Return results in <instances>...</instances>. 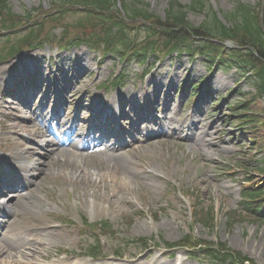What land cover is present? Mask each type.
Returning a JSON list of instances; mask_svg holds the SVG:
<instances>
[{
  "label": "rangeland",
  "instance_id": "374dc122",
  "mask_svg": "<svg viewBox=\"0 0 264 264\" xmlns=\"http://www.w3.org/2000/svg\"><path fill=\"white\" fill-rule=\"evenodd\" d=\"M139 1L147 4L153 14L165 18L172 0ZM177 1L189 5L199 0ZM206 1V6L217 11L223 20L222 15L231 12L237 2L256 6L260 0ZM52 2L9 0L17 14L40 6L49 9ZM189 19L199 26L206 15L189 13ZM81 53L83 61L90 67L84 81L72 91L70 84H64L62 75L71 81L79 77L73 72L79 62L73 58ZM34 55L43 56V60L20 67V61L25 63ZM65 58L68 66L62 62ZM39 67L47 68L44 80L34 77ZM221 67L215 69L206 58L188 52L161 61L153 55L148 56L145 64L136 60L122 63L118 55L101 57L87 46L60 52L52 45H44L43 50L25 53L0 64V70L9 71L4 82L0 83V173L10 170V154L19 151L16 146H10L20 140L31 144L26 147L28 151L19 164L34 170L30 175L21 174L14 178L16 183L23 185L28 179L32 181L21 192L25 197L18 199L19 192L11 189L7 195H0V203L12 200L14 209L23 210V218L41 226L50 225L61 232L62 241L45 245L42 250L43 255L51 254L46 264L77 257L91 260L87 257L88 246H98V243L100 261L108 258L117 263L150 264L157 257L155 264H173L177 258L184 260L185 264H217L203 258L192 259L187 250L166 249V242H180L189 234L205 241L226 243L256 264H264V220H244L232 225L228 219L232 211L241 208L240 185L245 176L236 175L239 174L237 168L251 158L252 169H257V180L248 186L256 188L263 179L264 152H257L254 156L247 137L231 124L228 117L232 105L244 102L245 95L256 90L246 73ZM14 70L21 72L18 78L13 76ZM115 79L123 86L110 92L105 85ZM150 81L164 83L166 91L162 92V99L149 95ZM202 82H205L203 88L209 96L194 101L190 89ZM37 85L39 89L30 98L24 88L30 92ZM121 97H127L129 102L121 110V116L141 121L134 132L121 131V125L128 130L134 120L124 123L121 117H117L115 128L120 136L119 142L112 143L109 139L100 143L95 138L90 142L91 151L64 147V152L54 154L47 161L46 145L50 138H46L39 140L42 150L35 157V140L41 132L46 133V128L64 133L74 126L77 137L73 146H84L86 135L95 123L98 124L96 113L106 110L112 115L110 102L114 101L119 108ZM8 113H14L17 119L10 118ZM57 117L61 122L69 123L68 128L59 129L58 122L54 121ZM158 121L162 122V127L155 126ZM31 126H35L38 132ZM9 127H13L17 134H13ZM172 127L176 128L177 134L173 133ZM164 129L167 135L160 138ZM193 133L199 139L196 144L187 138ZM207 140H213L218 149L207 145ZM2 178L0 175V181ZM18 202L19 206L13 205ZM195 207L215 209L213 229L202 224L193 227ZM155 213L159 214L154 220L151 214L154 216ZM62 216L73 223H57ZM85 218L91 223L108 222L111 230L105 231V236L95 235L82 228ZM31 230L40 231L36 226ZM2 237L0 232V239ZM150 237L157 241L152 251H145L141 242H130ZM26 241L29 242V238Z\"/></svg>",
  "mask_w": 264,
  "mask_h": 264
},
{
  "label": "trees",
  "instance_id": "16d2710c",
  "mask_svg": "<svg viewBox=\"0 0 264 264\" xmlns=\"http://www.w3.org/2000/svg\"><path fill=\"white\" fill-rule=\"evenodd\" d=\"M59 1L49 10L41 9L43 11L35 17L26 14L24 19L10 10L8 0H0V30L3 32L0 41L5 38L0 61L35 44L55 40L52 33L59 28L64 29L62 42L69 46L85 44L95 50H107L122 56L128 54L131 58L149 50L160 54L191 51L206 56L212 62L217 61L218 65L249 71L248 78L253 81L256 94L245 95L243 103L231 106L228 116L247 137L251 153L256 156V152H264V0L255 7L237 3L231 12L223 15L227 24L217 12L207 8L205 0L189 5L173 0L165 18L153 14L147 4L138 0ZM189 13H204L206 19L196 26L190 21ZM245 164L250 167L249 161ZM254 180L255 177L250 175L246 182ZM242 195V210L229 215L230 223L262 222L264 184L256 189L243 186ZM195 222L208 229L214 228V209H199ZM166 244L170 249L187 248L221 264H256L226 243L187 236L180 242Z\"/></svg>",
  "mask_w": 264,
  "mask_h": 264
},
{
  "label": "bare ground",
  "instance_id": "6f19581e",
  "mask_svg": "<svg viewBox=\"0 0 264 264\" xmlns=\"http://www.w3.org/2000/svg\"><path fill=\"white\" fill-rule=\"evenodd\" d=\"M82 53L79 56H76L73 58V60L79 62V67L74 68L73 72L74 74H78L79 77L75 78V80H66L67 77L65 75H62L64 77V84L68 85L70 84L72 87V91L75 90V88L80 85L84 79L85 76L88 74L89 70V64L85 61H83L81 57ZM69 59V58H68ZM43 60V56L41 55H34L27 59L25 63H21L20 61V67L24 68L27 63H34V62H40ZM64 65L68 66V63L66 62V58L62 61ZM46 67H39L35 73L36 78H40L44 80L46 78ZM60 70H58V73ZM21 72L14 70L13 76H19ZM61 74V73H60ZM9 75V71L7 69L0 70V83L4 82L5 77ZM17 76V78H18ZM39 85L36 86L34 91L28 92L27 88H24V91L29 97L31 98L34 93L37 92L39 89ZM169 86H172L170 84ZM148 88L150 89L151 96L154 94V97H158L162 99V92H165V86L164 83L161 82H155L150 81L148 82ZM17 95V94H16ZM24 99V98H23ZM129 105V102L127 101V97H121V105L119 108H116V104L114 101L110 102V108L112 110V116H106L104 117L103 121H100V125L95 123L92 127V131L86 135V144L83 145H76L75 148L79 150H88L91 151L93 148L90 146V142L92 139L96 138V134L99 132L100 136H98V141H106L108 138H112V140H120L119 133L115 131V124H116V118L120 115L121 116V110L125 106ZM106 114V113H105ZM8 116L12 119H17V116L14 113H8ZM124 123L128 120H134L132 126L127 130L126 128H123L124 131L134 132L135 128H139L141 125V121H136L133 117L125 118L122 117ZM54 121H59L58 126L60 128L69 126V123H63L60 122L59 118H56ZM110 126V127H109ZM155 126L162 127V122L158 121L155 123ZM193 128V127H190ZM9 130L12 131L13 134H17L15 129L13 127H9ZM31 129H35L36 132H38L37 128L35 126H31ZM153 129V127L151 128ZM172 130H174L173 133L177 134L176 128L172 127ZM195 130V129H194ZM167 135L165 129L164 132L160 133V138L165 137ZM76 130L74 126H70L64 133H60L59 131L55 130H46L45 132H41V134L38 135L36 142V147L33 148V152L35 154V157H37V153H40L42 150V144L38 142L39 140H43L46 138H50V141L46 145V156L45 158L47 161L51 160L54 154L58 152H64L65 149L63 147H69L72 146L75 142ZM66 139V142L63 143L61 139ZM191 140L193 144H196L198 139V136L193 133L187 137ZM33 140V139H32ZM97 141V142H98ZM152 140L150 139L149 142ZM28 144H31L29 141H18L11 143L10 148H13V146H16L19 148V151L14 155L13 153L10 154V158L12 161L10 162V170L8 174V180L0 181V195H5L3 193L9 192L11 188L17 190L19 192V195H17V198L25 197L22 195L21 192L25 191L30 184H32V181L28 179L24 185H16L14 178L17 175L21 174H31L33 172V169H30L29 167H23L19 164V161L22 160L24 155H26V152L28 151L26 147H29ZM206 144L211 146L212 148L218 149V145L213 143V140H207ZM117 150H120L117 149ZM24 153V154H23ZM12 165V166H11ZM5 175V173L1 172V176ZM4 189L3 192H1ZM11 191V190H10ZM14 206H19V202L16 204H13ZM23 210L20 209H14L12 207V200H10L6 204L0 203V216H1V223H0V232L3 235V237L0 239V264H46L45 262L49 261L51 258V254L47 253V255L42 254V250L44 249L45 245L51 246L57 241H62V234L59 230L52 228L50 225H38L29 218H23L22 217ZM32 226L39 227L40 231L37 230H31ZM33 237V238H31ZM6 238V239H5ZM29 238V242L26 241V239ZM157 258V257H156ZM154 258L150 264H155V261L157 259ZM138 261V260H136ZM184 260L178 259L173 262V264H185ZM55 264H137L135 261H124V263H117L115 260L107 259L104 261H92V260H86L81 258H66L64 261L56 262Z\"/></svg>",
  "mask_w": 264,
  "mask_h": 264
}]
</instances>
